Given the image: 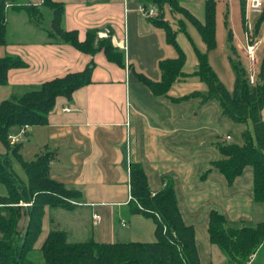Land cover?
I'll return each instance as SVG.
<instances>
[{
	"label": "crops",
	"instance_id": "obj_1",
	"mask_svg": "<svg viewBox=\"0 0 264 264\" xmlns=\"http://www.w3.org/2000/svg\"><path fill=\"white\" fill-rule=\"evenodd\" d=\"M53 1L63 5L62 29L75 31L79 41L86 39L89 30L95 31L94 46L100 39L108 38L123 52L124 65L109 60L103 48L89 53L64 42L57 34L51 36L52 11L43 0H22L20 8L7 10L6 43L0 45V58L18 55L26 66L7 71V83L0 85V101L19 88L38 87L46 80L83 71L89 64L92 67L90 82L77 88L70 99L58 96L47 122L30 126L26 139L20 142L21 159L32 161L42 153H50L49 176L78 192V197L72 199L77 203L72 210L45 206L34 248H40L52 227L51 220L73 240L90 236L98 242L110 243L146 242L155 238L153 218L136 212L135 203L128 198V169L130 163L136 162L141 164L152 193L163 187L165 179H172L182 220L194 229L200 263L226 264L225 256L209 240L210 211L221 213L228 222L255 224L264 219V206L253 202L252 167L246 165L228 183L211 165L222 158L218 145L225 142L227 135L231 142L242 143L245 125L224 116L215 100L182 99L193 92L207 91L206 83L194 75L174 81L165 95H154L141 78L158 81L159 61L174 58L177 53L166 41L165 31L153 25L152 17L138 11V5L143 4L139 0ZM177 1L204 22V0ZM221 1L227 8L230 0ZM215 2L219 7L220 0ZM29 5L40 11L41 18L29 15L25 8ZM144 5L157 12L154 4L144 2ZM239 5L244 28L245 0H239ZM164 7L165 18L177 28V19L182 15L171 12L167 5ZM248 13V24L252 18H258L251 32L248 25L247 28L250 40H260L257 52L260 63L264 56V6L260 12ZM183 20L187 27L190 22L185 17ZM105 28L109 36L100 37ZM180 33L184 34L179 31L176 40L185 54L182 70L191 74L197 65L193 38ZM181 36L188 39V50ZM199 38L202 48L194 41L195 37L192 41L203 52L205 43ZM246 43L244 34L233 32L234 52L239 54L244 68ZM211 52L212 49L207 51V57L214 70ZM65 107L70 110L65 111ZM261 117L264 120V107ZM16 132L13 128L11 133ZM0 154H8L12 168L13 161L19 162L1 142ZM6 193V187L0 185V195ZM66 213L80 222L71 223L73 218L63 222ZM94 213L97 219L92 218ZM25 220L23 217L19 228L25 226ZM251 264H264V242Z\"/></svg>",
	"mask_w": 264,
	"mask_h": 264
},
{
	"label": "trees",
	"instance_id": "obj_2",
	"mask_svg": "<svg viewBox=\"0 0 264 264\" xmlns=\"http://www.w3.org/2000/svg\"><path fill=\"white\" fill-rule=\"evenodd\" d=\"M21 2L0 0V45L6 43L7 10L11 7L20 8ZM139 2H149L156 6L157 12L151 22L165 31L166 41L177 53L174 58L159 61L161 76L158 81L146 77L141 79L156 96L165 95L174 81L189 75L197 76L206 83V92H193L182 99L199 98L200 102L215 100L224 116L245 125L241 132L242 143L225 139L224 143L218 145L222 158L211 165L225 176L228 183H232L243 168L250 165L253 174V202L264 206V120L261 117V109L264 107V56L258 66L256 82L252 85L247 81L243 65L230 59L235 71V84L232 92H228L207 57V51L215 46V0H204V22L197 20L177 0ZM43 3L52 11L51 36L57 34L64 42L89 53L103 48L109 60L124 65L123 52L113 46L108 38H99L97 46H94L96 33L89 30L86 39L79 41L75 31H65L60 26L63 5L53 0H43ZM165 5L171 12L182 15L177 19V28H173L165 18ZM25 8L33 19L41 18L40 11L34 6ZM184 17L195 27L206 47L201 52L192 43L197 65L191 74L182 70L185 54L176 40L179 31L188 36ZM228 41L234 52L230 30ZM25 66L26 62L18 55L1 57L0 85L7 83V71L10 68ZM91 68L89 64L83 71L46 80L38 87L19 88L18 92L0 101V142L18 159L27 175V182L23 183L13 170L8 154H0V183L7 189L5 195H0V264H35V260L38 264H201L194 229L182 220L172 179H165L163 187L152 193L141 164L136 162L130 163L128 169L130 201L135 203L136 212L153 218L155 240L107 243L98 242L90 236L73 240L51 220L52 227L40 248H34L41 232L45 206L72 210L76 204L68 200L78 197V192L67 189L49 176L50 153L45 152L35 160L25 161L20 157V143L10 144L8 135L13 128L18 130L24 124L30 127L46 123L56 98L64 96L70 99L77 88L89 83ZM210 169H206L202 177ZM23 217L26 219L25 226L19 228ZM208 234L210 242L225 256L226 264H251L253 255L264 242V219L255 224L228 222L224 215L212 210L209 213Z\"/></svg>",
	"mask_w": 264,
	"mask_h": 264
},
{
	"label": "rangeland",
	"instance_id": "obj_3",
	"mask_svg": "<svg viewBox=\"0 0 264 264\" xmlns=\"http://www.w3.org/2000/svg\"><path fill=\"white\" fill-rule=\"evenodd\" d=\"M166 11L167 9H165V12ZM248 14L246 13L245 21L247 24H245V27H247L248 25V28L251 32L255 28L256 22H258L257 21L258 18L257 17L252 18L251 23L248 24V19H247ZM249 17L251 18V14H249ZM245 27L243 28L239 0H230V3H228L227 8L224 7L221 0L219 7H216V2H215V46L212 48V52L210 53V60L213 64L215 74L222 83L223 87L228 92H232L235 84V71L232 65L230 64V59L239 62V64L243 65L242 59L239 57V54L233 52L230 49V46L228 45L229 30L232 36H233V32L235 31V33L237 34H241V35L244 34L245 37ZM186 29L188 35H192L193 39L195 37L196 40L194 39V41L196 42V44H198V46H200V48H202L203 47L202 44L199 43L200 36L198 32L195 30L194 26L188 23ZM179 35H185V34L180 33ZM180 40L181 42L183 41L182 43L183 46L188 50V41H187L188 39L181 36ZM258 65L259 63L257 64V67ZM13 170L15 171V173L23 183L27 181V175L24 169L22 168V166L19 164V162L13 161ZM23 205L26 204L24 203ZM71 215L73 214L66 213L64 216H62L63 222L68 223L70 218H73L71 223L80 222V220H78L76 217L74 218V216L71 217ZM153 240H155L154 237L152 238L151 241ZM35 264H38L37 260H35Z\"/></svg>",
	"mask_w": 264,
	"mask_h": 264
},
{
	"label": "built area",
	"instance_id": "obj_4",
	"mask_svg": "<svg viewBox=\"0 0 264 264\" xmlns=\"http://www.w3.org/2000/svg\"><path fill=\"white\" fill-rule=\"evenodd\" d=\"M245 4H246V12L248 13L249 11H253V12H260L263 9L264 6V0H245ZM138 11L147 17H153L156 15L155 10L150 7L147 8L144 4H139L137 7ZM109 31L107 28H105L100 34V37H106L109 36L108 35ZM245 37L247 40V43L244 47V57L247 61V65L245 67L246 70V75H247V81L249 84H255L256 82V74L258 71V67L257 64L259 63V57L257 56V52H258V48H259V43L260 40L258 41H252L250 40V34L248 32L247 27H245ZM65 111L70 110L69 107H65L64 108ZM29 126L27 124L22 125L16 133H11L10 135H8V139H9V143L10 144H16V143H20L22 141H24L26 139L27 136V131H28ZM226 140H230V137L227 135L226 136ZM130 193L128 195V198L130 199ZM69 202H71L72 204H76L73 200H68ZM93 219H97L98 216L94 213L92 215Z\"/></svg>",
	"mask_w": 264,
	"mask_h": 264
}]
</instances>
